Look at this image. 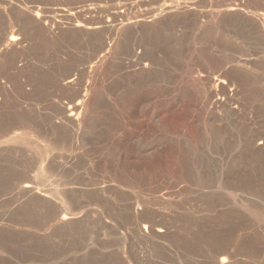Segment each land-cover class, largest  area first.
I'll return each instance as SVG.
<instances>
[{"label": "rangeland", "instance_id": "374dc122", "mask_svg": "<svg viewBox=\"0 0 264 264\" xmlns=\"http://www.w3.org/2000/svg\"><path fill=\"white\" fill-rule=\"evenodd\" d=\"M15 33L0 264H264V0H0Z\"/></svg>", "mask_w": 264, "mask_h": 264}, {"label": "bare ground", "instance_id": "6f19581e", "mask_svg": "<svg viewBox=\"0 0 264 264\" xmlns=\"http://www.w3.org/2000/svg\"><path fill=\"white\" fill-rule=\"evenodd\" d=\"M187 8H188V6H187ZM174 9V8H173ZM176 9V8H175ZM180 9V8H179ZM179 9H178V11L177 12H179ZM224 9V8H223ZM167 10V9H166ZM165 10V11H166ZM172 10V9H171ZM186 10V9H185ZM227 12H233V11H236L237 10V8L236 7H228L227 9H225ZM164 11V10H163ZM171 12H174V11H169L168 10V13H171ZM183 12V11H182ZM166 13V12H165ZM179 13H181V11L179 12ZM178 13V14H179ZM161 15H163V14H161ZM72 16V15H71ZM70 16V17H71ZM69 17V18H70ZM73 18V17H72ZM147 21V20H146ZM24 22H26V21H24ZM69 23V22H68ZM28 25H29V23H28ZM24 26H26V24L24 25L23 23H21V22H19V24L16 26V27H18L17 29H19V30H22L23 32L25 31V28H23ZM30 26H32L33 28L35 27V28H37V29H39L41 32H43L44 33V35L46 34V35H49V36H57V34H63V35H65V32H76V33H81V32H84V33H94V32H96L97 30H99V27L98 26H95V25H93V24H87V23H82V22H72V23H69V24H67L66 26H64V25H62V24H60V22L58 21V22H56V21H54V20H45V19H43L41 16H39L38 14H35V18H34V21L32 22V24L30 25ZM27 27V26H26ZM106 27V26H105ZM24 30H23V29ZM27 30H29V29H27ZM107 31H109L108 33L109 34H111V29L109 28H107ZM123 31H125V30H123ZM13 31H11V33H12ZM107 33V34H108ZM7 35V34H6ZM112 35V34H111ZM8 36V35H7ZM20 36H21V34H20ZM19 36V34L17 33H15V34H11L10 36H8V37H6V38H0V43L2 42V43H4V45H3V47L0 49V56H2L3 58H5V57H7V58H9V56H7V55H9V54H13V56H14V58H16V57H18V55L20 56V48L22 47V44H23V38L24 37H26V36H28V35H25L23 38H21ZM58 37V36H57ZM27 38V37H26ZM25 38V39H26ZM50 38V37H49ZM30 39V38H29ZM109 40V39H108ZM27 41V40H26ZM35 41V40H34ZM103 42H105V41H103ZM29 44V43H28ZM27 44V45H28ZM103 44V43H102ZM106 44V43H105ZM105 44H104V46H105ZM26 46V45H25ZM103 46V45H102ZM24 48V47H23ZM100 48H102V47H100ZM25 49V48H24ZM27 49V48H26ZM23 53H25L24 52V50H23ZM23 53H21V54H23ZM26 55V54H25ZM6 61V59H3V61ZM11 60V59H10ZM14 60V59H13ZM106 60V59H105ZM1 61H2V59H1ZM15 61V60H14ZM103 61V60H102ZM10 62V61H9ZM9 62H5V63H9ZM4 63V62H3ZM4 63V64H5ZM11 63H13V62H11ZM15 63V62H14ZM13 63V64H14ZM9 65V64H8ZM12 64H10V66H11ZM102 65H103V62H102ZM22 68V67H21ZM144 68V67H143ZM17 69V68H16ZM100 69V68H99ZM19 70H21L20 68H19ZM141 70V69H140ZM143 70H145V69H143ZM11 72V71H10ZM23 72V71H22ZM145 72V71H144ZM147 72V71H146ZM138 75V74H137ZM144 75H145V73H144ZM139 76H142V75H139ZM211 78V77H210ZM213 78V77H212ZM216 78V77H215ZM10 79V78H9ZM220 79V78H219ZM215 80V79H214ZM223 81V80H222ZM69 84L70 83H72V80H70L69 82H68ZM212 83V82H211ZM220 83H221V81H220ZM213 84V83H212ZM71 85V84H70ZM215 85V84H214ZM67 86H68V84H67ZM228 86V85H227ZM213 88V87H212ZM216 88V87H215ZM214 88V89H215ZM5 89V88H4ZM217 89V88H216ZM83 92V91H82ZM82 92L80 91V89H79V92L77 93V98H78V101H77V103L73 106V107H70L69 108V115L67 116L68 117V119H65V118H67L66 117V115H65V121L66 122H68L72 127H74V126H76L75 124H79V122H77V120L79 121V119H78V117H80L79 115H80V110H81V106H83V102H84V99H85V94H82ZM219 97V96H218ZM219 99V98H218ZM224 101V100H223ZM222 101V102H223ZM216 102H219L218 100L216 101ZM215 102V103H216ZM220 102H221V99H220ZM219 102V103H220ZM216 107V106H215ZM65 109V108H64ZM68 109V108H67ZM66 110V109H65ZM67 111V110H66ZM60 112H61V110H60ZM83 112V111H82ZM62 113H63V110H62ZM0 114H1V112H0ZM83 114V113H82ZM64 115V114H63ZM62 115V116H63ZM84 116V115H83ZM64 122V121H63ZM81 122V121H80ZM64 124V123H63ZM66 125H68V124H66ZM69 126V125H68ZM200 131V130H199ZM63 133H64V131H63ZM62 135V134H61ZM199 136V135H198ZM60 137V136H59ZM62 137H63V135H62ZM49 169V168H48ZM39 175H41V176H43V174L40 172V174ZM29 186H25V189H26V191L27 190H29ZM62 209V208H61ZM70 210V209H69ZM68 220V214L67 213H64L63 215H62V219H61V221L62 222H65V221H67ZM66 224V223H65ZM62 225V224H61ZM151 229L150 228H148V227H146V226H144L143 227V233L145 234V233H149V231H150ZM151 232V231H150ZM162 232H163V230L162 229H157L156 231H155V233H157V234H162ZM220 264H226V260L225 259H221L220 260Z\"/></svg>", "mask_w": 264, "mask_h": 264}]
</instances>
